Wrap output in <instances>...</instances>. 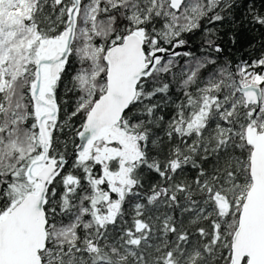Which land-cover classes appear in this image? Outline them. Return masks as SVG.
<instances>
[{
	"label": "snow or ice",
	"instance_id": "snow-or-ice-1",
	"mask_svg": "<svg viewBox=\"0 0 264 264\" xmlns=\"http://www.w3.org/2000/svg\"><path fill=\"white\" fill-rule=\"evenodd\" d=\"M0 264H264V0H0Z\"/></svg>",
	"mask_w": 264,
	"mask_h": 264
}]
</instances>
